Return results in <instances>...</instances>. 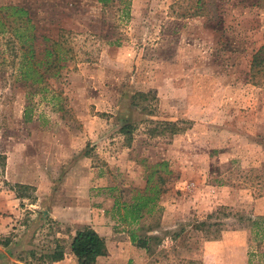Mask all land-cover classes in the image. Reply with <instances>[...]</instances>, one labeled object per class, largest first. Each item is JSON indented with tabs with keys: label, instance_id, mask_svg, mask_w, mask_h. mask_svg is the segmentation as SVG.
I'll use <instances>...</instances> for the list:
<instances>
[{
	"label": "rangeland",
	"instance_id": "obj_1",
	"mask_svg": "<svg viewBox=\"0 0 264 264\" xmlns=\"http://www.w3.org/2000/svg\"><path fill=\"white\" fill-rule=\"evenodd\" d=\"M196 1L0 0L29 12L38 51L65 29L75 54L22 80L0 13V264L58 249L78 264L89 222L108 247L96 264H264V87L250 82L264 0H208L209 23L183 16Z\"/></svg>",
	"mask_w": 264,
	"mask_h": 264
},
{
	"label": "trees",
	"instance_id": "obj_2",
	"mask_svg": "<svg viewBox=\"0 0 264 264\" xmlns=\"http://www.w3.org/2000/svg\"><path fill=\"white\" fill-rule=\"evenodd\" d=\"M103 6H109L113 0H98ZM210 1V0H209ZM208 0H198L185 10L183 16H199L205 17L206 23L217 19L218 15L206 10ZM0 13L6 20L15 23L17 27L10 29V44L13 46L15 60L19 59L18 48L16 46L21 43L20 50L23 54L19 62L22 80L38 82L42 84L45 81L46 75L57 76L65 67L63 64L66 61V54H72L74 59V50L69 46L71 31L61 29L59 31L57 41L43 37V41L49 42L44 44V49L38 51L36 42L38 40L35 32V25L29 16V12L22 7L3 6L0 7ZM29 35V36H28ZM19 41V44L18 42ZM111 46H119V40L109 42ZM17 50V51H16ZM41 53L44 55L41 56ZM39 57V58H38ZM15 63V61H14ZM250 82L258 87H264V45L261 46L252 57L250 66ZM155 192L154 196L141 197L132 205L124 204L122 208L126 211L122 222L130 218V223H137L142 217V212L157 199L159 195L158 188L152 189ZM120 209L121 205L116 203ZM135 238V237H134ZM4 246L9 244V241L4 242ZM71 252L77 258L78 264H96L97 260L105 257L108 254V247L105 239L99 235L94 229L86 227L76 232L71 243ZM52 263H59L64 260V250L58 249L54 253L45 256Z\"/></svg>",
	"mask_w": 264,
	"mask_h": 264
},
{
	"label": "crops",
	"instance_id": "obj_3",
	"mask_svg": "<svg viewBox=\"0 0 264 264\" xmlns=\"http://www.w3.org/2000/svg\"><path fill=\"white\" fill-rule=\"evenodd\" d=\"M20 184L22 185H25L27 184L28 182H26L25 180H20L19 181ZM52 218L55 220V221H62V222H73L72 221V218H70L71 216H69L71 214V212L68 210V211H59L58 209H53V212H52ZM76 213L75 210L72 211V214ZM81 212H77L76 214L79 216ZM86 227H90L92 229H94L97 233H99V235H101L100 231L98 228L94 227L90 222L86 224ZM85 227V228H86ZM80 230V229H79ZM78 230V231H79ZM77 232V231H76ZM76 232L74 233V235L76 234ZM102 236V235H101ZM103 237V236H102ZM54 264H57V263H54Z\"/></svg>",
	"mask_w": 264,
	"mask_h": 264
}]
</instances>
